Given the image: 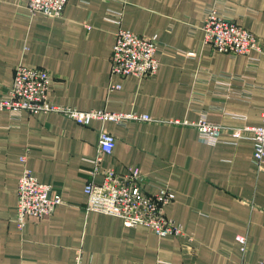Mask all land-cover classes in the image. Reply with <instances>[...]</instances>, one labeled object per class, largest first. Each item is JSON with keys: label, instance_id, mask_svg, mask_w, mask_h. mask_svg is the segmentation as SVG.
I'll return each mask as SVG.
<instances>
[{"label": "crops", "instance_id": "crops-1", "mask_svg": "<svg viewBox=\"0 0 264 264\" xmlns=\"http://www.w3.org/2000/svg\"><path fill=\"white\" fill-rule=\"evenodd\" d=\"M215 4L258 37L262 55L255 68L246 55L219 53L204 42V15ZM107 8L122 10L123 28L155 36L154 75H111L117 26L104 19ZM18 65L49 72L53 104L160 120L203 117L223 130L218 143L206 144L188 125L92 120L84 126L53 112H24L14 121L0 110V264H74L77 250L81 264L264 261V171L253 160L252 140L234 141L229 134L233 127L264 124V0H67L59 17L30 16L24 2L0 0V97ZM221 72L252 77L245 85L232 80L247 98L215 96L205 74ZM110 84L120 87L109 90ZM100 129L115 138L102 167L119 174L137 167L146 192L167 181L174 199L165 213L186 237H158L146 226L85 210L84 185L102 178L89 173ZM24 167L62 203L49 216L27 217L19 229L17 185ZM237 235L246 236L244 253Z\"/></svg>", "mask_w": 264, "mask_h": 264}, {"label": "built area", "instance_id": "built-area-1", "mask_svg": "<svg viewBox=\"0 0 264 264\" xmlns=\"http://www.w3.org/2000/svg\"><path fill=\"white\" fill-rule=\"evenodd\" d=\"M15 2H24L30 16L42 14L47 17H59L63 13L67 0H15ZM227 13V10H222L217 4L206 10L201 27L204 42L219 53L230 56L246 55L247 66L255 68L262 55L258 37L237 24ZM104 19L117 26L110 57L111 75L133 76L138 79L154 75L158 68L155 57L157 44L155 36H142L123 28L121 26L122 10L107 8ZM251 51H257V54L252 56ZM205 78L214 82L215 96L247 98V90L244 87L235 89L232 80H239L245 85V80L252 77L221 72L205 74ZM50 81L51 76L45 69L18 65L15 68L11 86L6 94L0 97V110L7 112L9 118L14 121L19 120L24 112L30 114L53 112L84 126L89 125L92 120H98L102 124L105 122L124 124L129 120H136L188 125L197 130L200 140L206 144H216L220 140L222 126L208 122L203 117L195 122L178 119L160 120L147 114L118 113L102 109L83 111L50 103L47 97ZM119 87V84H110L109 90ZM229 134L234 141L252 140L253 160L258 170L264 171V124L233 127L230 128ZM114 145L115 138L107 131L100 129L97 154L92 160L94 166L89 173L92 175L99 173L102 178L100 182L91 180L84 185L85 210L117 216L126 226H146L158 237H186L182 225L167 217L165 213V207L174 199V193L167 181H157L156 191L146 192L143 190L137 167L130 166L121 174L111 168L102 167V156L110 154ZM21 161L25 162L24 156L21 157ZM61 203L59 194H52L48 184L38 181L28 168H23L17 185L15 222L19 229L23 228L27 217L40 219L49 216ZM235 239L240 244L241 252L244 253L247 244L246 236L237 235ZM74 264H81V250H77ZM256 264H264V261Z\"/></svg>", "mask_w": 264, "mask_h": 264}]
</instances>
